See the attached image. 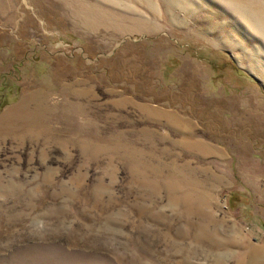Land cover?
<instances>
[{"label": "rangeland", "instance_id": "rangeland-1", "mask_svg": "<svg viewBox=\"0 0 264 264\" xmlns=\"http://www.w3.org/2000/svg\"><path fill=\"white\" fill-rule=\"evenodd\" d=\"M0 264H264V0H0Z\"/></svg>", "mask_w": 264, "mask_h": 264}]
</instances>
